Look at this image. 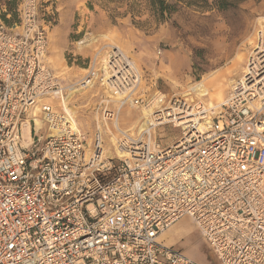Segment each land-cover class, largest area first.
Listing matches in <instances>:
<instances>
[{
	"label": "built area",
	"instance_id": "2783aa9c",
	"mask_svg": "<svg viewBox=\"0 0 264 264\" xmlns=\"http://www.w3.org/2000/svg\"><path fill=\"white\" fill-rule=\"evenodd\" d=\"M38 10L20 0L18 22L0 21V264H202L160 238L183 217L218 264H264V38L215 106L142 88L128 55L100 46L77 84L98 76L114 103L101 117L109 153L99 124L88 147L66 110ZM125 106L146 111L147 128L121 129ZM189 112L202 118L174 126ZM166 124L181 132L162 146Z\"/></svg>",
	"mask_w": 264,
	"mask_h": 264
},
{
	"label": "rangeland",
	"instance_id": "374dc122",
	"mask_svg": "<svg viewBox=\"0 0 264 264\" xmlns=\"http://www.w3.org/2000/svg\"><path fill=\"white\" fill-rule=\"evenodd\" d=\"M125 2L39 0L38 16L47 29L45 60L68 85L66 108L75 115L88 147L99 124L103 146L109 153H113V124L106 119L109 134L101 117L104 106L113 110L114 103L107 101L109 93L98 76L77 84L100 46L115 45L128 55L140 70L142 88L157 87L167 98L176 94L190 105L199 100L216 105L229 96L258 38H264V0H238L235 6L221 12L182 5L159 24L145 12L134 18V24ZM88 37L91 40L86 42ZM80 39L85 45L76 44ZM97 70L100 72L99 65ZM197 82L204 84L208 95L195 93L200 92ZM145 112L123 107L119 126L131 133L147 128V123H141ZM180 132V127L166 124L156 127L155 136L165 146L173 143ZM160 238L202 264H218L188 217L171 225Z\"/></svg>",
	"mask_w": 264,
	"mask_h": 264
},
{
	"label": "trees",
	"instance_id": "16d2710c",
	"mask_svg": "<svg viewBox=\"0 0 264 264\" xmlns=\"http://www.w3.org/2000/svg\"><path fill=\"white\" fill-rule=\"evenodd\" d=\"M238 0H126V12L132 22L137 15L146 13L149 19L159 24L170 18L182 5L197 7L202 11L216 9L225 11L236 5ZM20 0H0V21L6 26L18 22ZM148 19V20H149Z\"/></svg>",
	"mask_w": 264,
	"mask_h": 264
},
{
	"label": "bare ground",
	"instance_id": "6f19581e",
	"mask_svg": "<svg viewBox=\"0 0 264 264\" xmlns=\"http://www.w3.org/2000/svg\"><path fill=\"white\" fill-rule=\"evenodd\" d=\"M90 40H91V37H88V38H86L85 41L89 42ZM79 43H81V41ZM257 47H260V46L258 45ZM241 77H242V75H241ZM237 81H234V85L236 84ZM195 84L198 85V89L200 90V92H197V91L195 92L197 95H199V96L208 95L207 90L203 87L204 84L202 82H197ZM208 104H209V106H215V104L210 102V101L208 102ZM66 110H67V108H66ZM191 115H194V113L193 112H189V113L186 114V116H181V119H179V120L175 119V125L174 126H185V124H186V126H188V125L194 124L195 122L198 123L199 122V118H202L201 116L200 117H192ZM182 117H185V118H182ZM161 123H163V122H161ZM155 125H157V123H155ZM27 133H28V129L26 128L24 130V134L27 135Z\"/></svg>",
	"mask_w": 264,
	"mask_h": 264
},
{
	"label": "crops",
	"instance_id": "0c3cea01",
	"mask_svg": "<svg viewBox=\"0 0 264 264\" xmlns=\"http://www.w3.org/2000/svg\"><path fill=\"white\" fill-rule=\"evenodd\" d=\"M50 60H51V58H50ZM52 61V60H51Z\"/></svg>",
	"mask_w": 264,
	"mask_h": 264
}]
</instances>
